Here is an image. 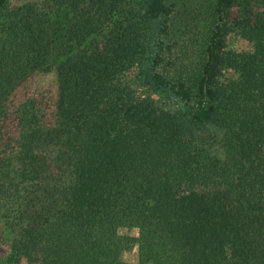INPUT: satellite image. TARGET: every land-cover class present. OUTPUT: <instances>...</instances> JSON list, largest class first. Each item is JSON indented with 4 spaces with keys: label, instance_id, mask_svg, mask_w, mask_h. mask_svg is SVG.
<instances>
[{
    "label": "trees",
    "instance_id": "1",
    "mask_svg": "<svg viewBox=\"0 0 264 264\" xmlns=\"http://www.w3.org/2000/svg\"><path fill=\"white\" fill-rule=\"evenodd\" d=\"M18 3L0 0L2 264H129L131 244L136 264H264V0ZM231 35L249 49L223 53ZM53 71L51 102L34 79Z\"/></svg>",
    "mask_w": 264,
    "mask_h": 264
},
{
    "label": "rangeland",
    "instance_id": "2",
    "mask_svg": "<svg viewBox=\"0 0 264 264\" xmlns=\"http://www.w3.org/2000/svg\"><path fill=\"white\" fill-rule=\"evenodd\" d=\"M19 1H22V0H11L12 4H17ZM225 43L227 47L223 51V53H227L229 51L230 52H243L249 49L248 43L242 40L239 36L231 35L228 38H226ZM226 68L227 69L224 70L222 73V79L233 77V73L230 72L228 67ZM34 81L38 89L41 90V92L45 94L46 98L51 102L54 101L57 95V90H58V81H57L56 72L53 71L50 73L39 74L34 79ZM134 88L137 90V93L141 98L153 97V98L158 99L157 101L160 102V104L162 105H166L171 102V101L164 100L158 95H156L155 97L154 93H152L147 87H144L142 83H140L139 85L138 81L134 84ZM8 130L10 134H12L13 136L17 135V130L15 127L10 126L8 127ZM190 134L192 137L197 138L203 144H206V141L209 137L217 134V129L211 125L202 126V127H191ZM121 233L124 235H129L131 237H136L137 235L136 229H130V230L122 229ZM12 242H13V238H12V235L9 229L6 227L5 222L2 219H0V264L4 263L5 259L9 256L11 252V248H12ZM121 257L125 262L129 264H136L137 259H138V253H137L136 246L131 244V247L129 249H126V251L122 253ZM20 264H26V261L21 260Z\"/></svg>",
    "mask_w": 264,
    "mask_h": 264
}]
</instances>
